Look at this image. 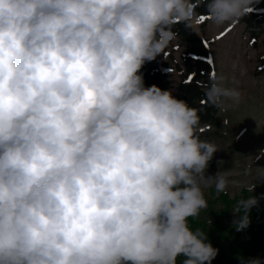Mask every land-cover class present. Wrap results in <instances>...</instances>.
I'll use <instances>...</instances> for the list:
<instances>
[{
    "label": "clouds",
    "instance_id": "clouds-1",
    "mask_svg": "<svg viewBox=\"0 0 264 264\" xmlns=\"http://www.w3.org/2000/svg\"><path fill=\"white\" fill-rule=\"evenodd\" d=\"M257 3L0 0V264H212L219 250L189 222L204 186L227 192V172L205 176L220 149L200 110L141 69L178 24L236 25ZM239 96L218 76L206 90L219 109ZM258 203H236V231Z\"/></svg>",
    "mask_w": 264,
    "mask_h": 264
},
{
    "label": "rangeland",
    "instance_id": "rangeland-1",
    "mask_svg": "<svg viewBox=\"0 0 264 264\" xmlns=\"http://www.w3.org/2000/svg\"><path fill=\"white\" fill-rule=\"evenodd\" d=\"M261 28L260 35L254 36L244 25L216 27L208 21L205 30L198 33L208 42L209 56L214 61L211 77H223L225 87L235 88L240 93L238 99L224 101L223 109H219V123L200 128L201 138L215 142L220 149L210 161L205 176L227 172L226 195L230 199L256 186L253 193L250 192L259 200L256 207L264 206V169H261L264 168V154H261L264 150V24ZM177 45L178 41L174 40L172 46ZM180 51L174 56L179 65ZM172 80L176 84L180 81L174 71ZM204 193L208 207L197 218L209 223L213 212H220L223 204L214 184L204 186ZM233 207L231 205L229 216L222 217L221 239L215 247L218 254L233 238V221L237 219Z\"/></svg>",
    "mask_w": 264,
    "mask_h": 264
},
{
    "label": "trees",
    "instance_id": "trees-1",
    "mask_svg": "<svg viewBox=\"0 0 264 264\" xmlns=\"http://www.w3.org/2000/svg\"><path fill=\"white\" fill-rule=\"evenodd\" d=\"M199 11L203 13L204 9L201 7ZM208 21H210L209 17L201 16V32L205 30ZM261 24H264V0H259L253 11L236 25H244L252 35L259 36L262 29ZM176 31L178 36L175 40L178 41V45L172 46L174 42L172 41L163 56L146 63L141 69L145 85L154 84L161 89L171 90L176 98L185 100L190 106L199 109L201 128L215 125L220 121L219 108L214 107L206 97L213 66L208 64L205 59L210 57L207 46L204 44L205 41L183 25L178 24ZM180 49L181 65L176 62L174 57ZM172 71L180 77L177 84L172 80ZM190 73H196V76L191 82H186ZM250 195L248 190H243L240 197L230 199L226 193H218L223 209L217 213L213 212L209 223L196 217L190 220V226L207 232L208 240L213 247L219 246L221 239L219 232L223 230L222 217L229 216L231 205L235 206L242 197L246 198ZM250 215L249 227L233 232V238L214 259V264H240L238 259L240 256L245 258L260 257L264 260V206L254 207Z\"/></svg>",
    "mask_w": 264,
    "mask_h": 264
},
{
    "label": "snow or ice",
    "instance_id": "snow-or-ice-1",
    "mask_svg": "<svg viewBox=\"0 0 264 264\" xmlns=\"http://www.w3.org/2000/svg\"><path fill=\"white\" fill-rule=\"evenodd\" d=\"M221 36H223V33H221ZM207 43H208L207 41L204 42L205 46H207ZM252 43L254 44L255 41H252ZM193 58L194 59H199L198 57H193ZM205 59H206V62L208 64H213L214 63L213 59L210 58V57L205 58ZM213 75H214V72H213ZM195 76H196V73H190L189 76L187 77L186 82H191L195 78Z\"/></svg>",
    "mask_w": 264,
    "mask_h": 264
}]
</instances>
